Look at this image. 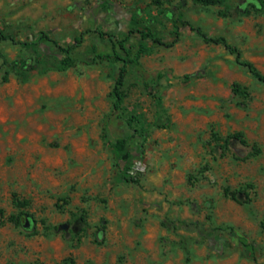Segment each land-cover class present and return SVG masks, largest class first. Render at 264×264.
I'll return each instance as SVG.
<instances>
[{"label":"rangeland","instance_id":"rangeland-1","mask_svg":"<svg viewBox=\"0 0 264 264\" xmlns=\"http://www.w3.org/2000/svg\"><path fill=\"white\" fill-rule=\"evenodd\" d=\"M152 1L0 0V29L36 48L0 44L16 62L0 59V264H264V85L184 24L225 37L264 74V0ZM135 14L166 43L177 28V42L130 34ZM40 32L62 47L86 32L74 65L62 69ZM123 39L147 51L142 72L127 67L116 122L121 62L84 61ZM124 124L146 132L142 154L140 140L132 146L130 182L108 142ZM236 133L246 144L225 142Z\"/></svg>","mask_w":264,"mask_h":264},{"label":"trees","instance_id":"trees-1","mask_svg":"<svg viewBox=\"0 0 264 264\" xmlns=\"http://www.w3.org/2000/svg\"><path fill=\"white\" fill-rule=\"evenodd\" d=\"M195 4H199L201 6L204 7H209V6H216V5H221L224 4L225 2H227L228 0H192ZM153 3L159 4L158 0H153ZM139 13H137L138 15ZM222 15H225L224 13H221ZM130 21L134 23V25L132 26V29L129 31L130 34H134V33H138L141 34V37L143 39H149L150 42L152 43H156L159 45H163L166 47H172L178 40L179 38V31L176 28V31L173 33L174 37L173 39L169 42L166 43L164 42L161 38L159 37H155L152 35L151 31L147 28V27H143L144 30L139 29V21H137L136 19V14L135 16H131ZM185 25L189 26L190 30L195 31L202 39V41L206 44H212V45H220L222 46L225 50H227L230 54L234 55L235 57V61L245 67L248 72L259 82H261L264 85V74L260 73L252 63L243 60L241 58V52L240 50L230 44L227 39L223 36H218V37H210L208 35H206L205 33H203L199 28H194L191 25H188L187 23H184ZM86 32H83L81 34H79L78 36H76L73 39V42L71 44H69L67 47H62L61 45L58 44V42L53 41L50 39L49 35L46 32H40V39H45L47 42H52L54 44V46L59 49V51L61 52V57L58 59V62L60 64V67L62 69L71 67L74 65L75 63V59L72 56V52L79 48L81 46V44L83 43L84 40V35ZM97 33L100 36H107L110 38H113V36H111L110 34L104 33L101 30H98ZM4 41H10L13 44L19 45L21 48H24L25 50H27L28 52H35L36 48H35V43L32 41H27V42H22V41H18L13 35H8L5 34L3 32L2 29H0V44ZM40 47L38 48V50H42V46L39 45ZM146 47L140 43L137 45V47H133L132 45L126 43V40H111V50L109 53L104 54L101 51H93V55L91 58L86 59L84 61L85 64H96L99 61L105 60V59H109L112 58L116 61L121 62V66L118 69V73H117V77L115 79L113 88H112V96H113V116L116 120V122H119L120 120V111L122 108V104L124 101V93L122 91V87L124 85V79H125V74L127 71V67L129 65H132L138 72H142L141 69V65L139 62V59L141 57V55L143 53H145ZM0 59L2 62V65L5 66L7 69H13L16 62H9L7 61L3 54L0 51ZM161 74L160 73H156V78H160ZM3 80H6V73L3 76ZM144 86H146L147 88L148 85L147 83L144 81ZM233 92L235 95H239L242 97H247L248 93L246 92V90L241 89V87L237 84L233 85ZM150 93L151 95L154 96L155 102H156V106L158 109V113H157V121L155 122V126L160 127L162 126L163 122H162V108H161V95L159 93V91H157L156 89H150ZM125 126V127H124ZM122 129H120V131H122V133L119 136H114V137H110L108 138V142L113 150V152L115 153L116 159H117V167H118V173L120 174V178L125 180V181H131V179H129V177H127V173L130 171L131 165H132V161H133V155L131 153L132 150V146L136 145V142L138 140H140V143H138V152L141 155L142 154V145L145 141V137H146V132L140 134V135H136V131L135 129H133L129 124H124L122 125ZM109 137V136H108ZM231 138H234L236 140H238L241 144H246L243 135L241 133H236L233 137H227L226 138V143L228 142V140H230ZM254 152H256V149H254ZM122 162L125 165V170H121L119 167V163ZM231 198L234 200H238L237 197L232 193L231 194ZM248 201V198L246 199ZM12 201L13 204L16 207H22L25 206L27 204V201H19L16 198V195L12 196ZM245 202V201H244ZM22 214V213H20ZM9 220H13L12 217H10Z\"/></svg>","mask_w":264,"mask_h":264},{"label":"water","instance_id":"water-1","mask_svg":"<svg viewBox=\"0 0 264 264\" xmlns=\"http://www.w3.org/2000/svg\"><path fill=\"white\" fill-rule=\"evenodd\" d=\"M27 222H28V219H26L25 224H24V228L26 229L28 228Z\"/></svg>","mask_w":264,"mask_h":264}]
</instances>
